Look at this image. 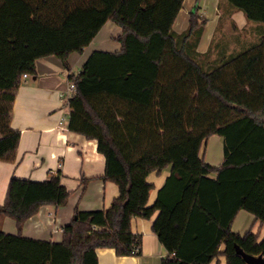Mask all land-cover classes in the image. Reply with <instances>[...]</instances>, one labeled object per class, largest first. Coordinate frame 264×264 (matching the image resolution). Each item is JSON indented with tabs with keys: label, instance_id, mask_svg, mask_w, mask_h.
Segmentation results:
<instances>
[{
	"label": "trees",
	"instance_id": "obj_1",
	"mask_svg": "<svg viewBox=\"0 0 264 264\" xmlns=\"http://www.w3.org/2000/svg\"><path fill=\"white\" fill-rule=\"evenodd\" d=\"M245 18L264 24V0H226ZM183 0H0V160L14 161L20 132L10 127L23 74L35 60L82 52L111 21L121 28L118 50H93L67 98L68 129L97 140L105 157L103 180L118 194L102 209L75 208L59 241L23 236V222L43 205L66 204L61 172L37 181L9 178L0 217V264H98L96 249L140 255L142 235L131 219L149 218L166 250L160 264H247L238 249L264 256V236L231 228L240 209L264 223V32L257 42L209 60L197 50L207 19L198 6L187 27L172 28ZM221 0L218 4L220 5ZM212 134L223 139V160L200 150ZM170 166L148 205L152 171ZM214 174V176H212ZM223 245V249L220 246Z\"/></svg>",
	"mask_w": 264,
	"mask_h": 264
},
{
	"label": "crops",
	"instance_id": "obj_2",
	"mask_svg": "<svg viewBox=\"0 0 264 264\" xmlns=\"http://www.w3.org/2000/svg\"><path fill=\"white\" fill-rule=\"evenodd\" d=\"M195 1L199 2L197 6L200 14L207 18L197 50L205 52L211 48V61H218L221 55L244 49L250 42L257 41L264 32V27L247 21L244 14L240 13L241 10L229 6L226 15L230 22L225 25L224 31H231V27L240 28L242 38L214 46V35L221 18L219 0H183L172 25L175 32L180 33L187 27L189 13L196 5ZM205 10L210 18L203 13ZM120 32L119 26L111 21L105 22L82 52L69 54L68 68L54 55L39 57L34 63L35 74L23 77L18 86L12 105L10 127L18 130L20 137L14 161L0 160V204L4 201L7 184L12 175L41 181L51 173L60 171L61 182L69 191L66 204L43 205L27 218L20 230L23 236L59 241L62 237L61 228L71 220L75 208L102 209L109 206L118 194L117 185L102 178L105 157L97 150V140L68 129L69 107L61 94L66 91L69 74L79 72L88 55L98 49L95 47L108 45L110 48L103 50L120 49V43L114 39ZM106 34L111 37L110 40H107ZM248 37L250 41L245 44ZM96 39L98 42L93 45ZM200 154L208 163L220 164L223 160L222 137L218 134L209 136L202 144ZM169 172L170 166H167L159 172L152 171L148 174L147 180L153 184L148 205L155 201L158 189ZM158 213L155 210L149 218L135 216L131 219L132 231L142 235L140 255H117L113 248L100 247L96 249L98 264H160L166 250L151 230ZM0 227L5 232L17 233L15 220L9 216L0 217ZM231 228L239 233L249 229L258 232V239L264 236V223L260 224L253 214L244 209L237 212ZM220 249H223V245ZM225 263V255L219 254L208 264Z\"/></svg>",
	"mask_w": 264,
	"mask_h": 264
},
{
	"label": "rangeland",
	"instance_id": "obj_3",
	"mask_svg": "<svg viewBox=\"0 0 264 264\" xmlns=\"http://www.w3.org/2000/svg\"><path fill=\"white\" fill-rule=\"evenodd\" d=\"M196 5L199 3L198 1H195ZM230 6V4L226 1V0H221V3H220V7H219V10H220V20H219V25H218V28L216 30V33L214 35V40H213V43H214V46H219V45H222V43L224 42H227V41H234L236 39H241L242 38V33L240 32V28H236L234 29V27H231V31L229 32H225L224 31V28L226 27L225 25L228 24L230 22V19L227 17V9L228 7ZM198 12L200 13V11L198 10ZM203 13H205V15L207 14V10H205ZM240 13H243V12H240ZM243 15V14H242ZM208 18H210L209 16L210 15H206ZM205 17V16H204ZM206 18V17H205ZM207 19V18H206ZM249 21V20H247ZM251 22V21H250ZM258 25H261L262 27H264V24H261V23H258ZM104 32L106 31L103 30ZM242 31V30H241ZM106 37H107V40H110L111 37L106 34ZM259 38V37H258ZM247 41L245 44H248V42L250 41V38H246ZM258 41V39H257ZM257 41H253V42H250L247 46H245L244 48H247L249 47L251 44H254L255 42ZM98 42V39L94 40L93 42V45ZM108 42H111V41H108ZM110 44V43H109ZM95 48H98V49H109L110 46L106 45V46H101V45H98L97 47Z\"/></svg>",
	"mask_w": 264,
	"mask_h": 264
},
{
	"label": "water",
	"instance_id": "obj_4",
	"mask_svg": "<svg viewBox=\"0 0 264 264\" xmlns=\"http://www.w3.org/2000/svg\"><path fill=\"white\" fill-rule=\"evenodd\" d=\"M238 252L241 254L243 257L244 261L247 264H264V256L261 254L254 255V254H249L244 252L242 249H238Z\"/></svg>",
	"mask_w": 264,
	"mask_h": 264
},
{
	"label": "built area",
	"instance_id": "obj_5",
	"mask_svg": "<svg viewBox=\"0 0 264 264\" xmlns=\"http://www.w3.org/2000/svg\"><path fill=\"white\" fill-rule=\"evenodd\" d=\"M26 75H27V74H23V77H25ZM74 91H75V85H74V83L68 81V85H67L66 91H65L64 93L61 94L62 99H63L64 101H66L67 98H68L69 96H71V95L74 93Z\"/></svg>",
	"mask_w": 264,
	"mask_h": 264
}]
</instances>
